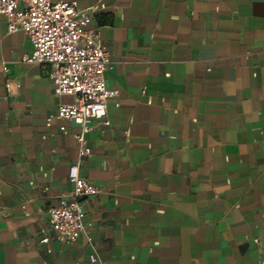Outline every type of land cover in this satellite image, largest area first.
<instances>
[{"label": "crops", "instance_id": "obj_1", "mask_svg": "<svg viewBox=\"0 0 264 264\" xmlns=\"http://www.w3.org/2000/svg\"><path fill=\"white\" fill-rule=\"evenodd\" d=\"M76 1L94 7L119 105L79 159L78 125L46 120L71 97L0 14V264H264V0ZM75 161L99 192L65 243L47 208Z\"/></svg>", "mask_w": 264, "mask_h": 264}, {"label": "built area", "instance_id": "obj_2", "mask_svg": "<svg viewBox=\"0 0 264 264\" xmlns=\"http://www.w3.org/2000/svg\"><path fill=\"white\" fill-rule=\"evenodd\" d=\"M0 14L5 18L8 32L24 31L32 45L31 52L24 54L22 60L42 65L53 93L71 97L70 101L61 102L46 120L50 123L53 117L72 119L78 125L74 138L78 157L83 158L89 153L86 134L92 129L90 122L93 119L107 122L110 99L115 101V106L119 105L118 90L107 87L104 81L111 60L101 42L99 27L92 24L94 7L81 8L76 0H0ZM68 180L71 189L47 208V219L55 239L74 243L89 225L82 201L97 194L99 187L80 174L79 161L69 165ZM49 239L44 234L41 241L48 244ZM87 239L92 241L88 233ZM88 260L107 264L95 252L88 255Z\"/></svg>", "mask_w": 264, "mask_h": 264}]
</instances>
